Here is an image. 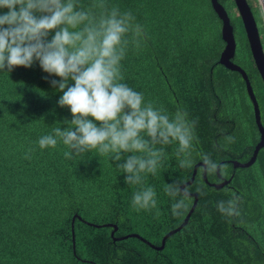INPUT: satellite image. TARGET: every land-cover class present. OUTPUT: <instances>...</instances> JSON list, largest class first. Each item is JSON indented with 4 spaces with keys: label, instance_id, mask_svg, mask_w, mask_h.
I'll return each mask as SVG.
<instances>
[{
    "label": "trees",
    "instance_id": "trees-1",
    "mask_svg": "<svg viewBox=\"0 0 264 264\" xmlns=\"http://www.w3.org/2000/svg\"><path fill=\"white\" fill-rule=\"evenodd\" d=\"M228 13L236 42L233 61L259 87L256 97L264 126V87L251 55L234 0H218ZM98 0H83L85 6ZM108 8L131 11L142 25L139 47L129 46L122 71L126 82L146 101L175 112L183 108L195 121L197 149L218 159L219 175L202 174L191 184L198 194L187 223L171 214L166 182L177 172L175 147L157 176H149L158 193V208L149 212L131 206L136 185L106 157L65 158L62 145L40 150V136L71 120L58 105L62 93L40 68L16 67L0 74V264H264V148L248 167L257 127L245 83L239 72L219 63L224 47L221 20L210 0H105ZM256 21L261 10L250 0ZM99 11V10H97ZM260 34H263L260 25ZM30 153L26 158L25 153ZM200 162L199 160L196 163ZM195 163V164H196ZM194 164V165H195ZM193 168L182 172L190 180ZM231 177L221 188L218 183ZM209 182V183H208ZM240 197V214L225 217L217 202ZM111 224V225H110ZM132 233L138 237L114 240ZM156 246V247H155Z\"/></svg>",
    "mask_w": 264,
    "mask_h": 264
},
{
    "label": "clouds",
    "instance_id": "clouds-1",
    "mask_svg": "<svg viewBox=\"0 0 264 264\" xmlns=\"http://www.w3.org/2000/svg\"><path fill=\"white\" fill-rule=\"evenodd\" d=\"M142 35L131 11L109 9L105 0L89 6L83 0H0V74L38 62L43 72L58 77L51 80L62 93L57 103L72 118L40 136L38 148L62 145L67 159L84 160L93 152L106 157L125 174L127 185L138 186L131 200L137 211L158 208V193L145 180L164 169L168 148L174 146L177 172L164 192L171 214L182 216L191 196L182 172L197 160L211 175L222 168L211 153L197 149L196 124L186 110L156 106L126 82L123 61L130 45L139 47ZM239 204L233 194L216 207L234 217L240 214Z\"/></svg>",
    "mask_w": 264,
    "mask_h": 264
},
{
    "label": "water",
    "instance_id": "water-1",
    "mask_svg": "<svg viewBox=\"0 0 264 264\" xmlns=\"http://www.w3.org/2000/svg\"><path fill=\"white\" fill-rule=\"evenodd\" d=\"M211 1V5L213 10L216 12V14L218 15L217 17L221 20L222 24H221V37L222 40L224 41V47L220 53L219 56V63L224 65V67L233 70V71H237L241 74V76L243 77L244 81H245V85H246V90L248 93V96L252 102L253 105V111L254 114L253 116L255 117V122L257 124L259 133H260V139L259 141L256 143L253 153L250 157V159L246 162H238V161H233L232 166L234 168L237 167H248L250 166L252 163H254V161L256 160L257 154L259 152V150L264 147V126L261 122V117L259 116L260 114V109L258 106V102L257 99L255 97V94L252 90L250 81L247 77V74L245 72V70L240 67V65H238L237 63H235L232 59L235 55V49H236V42H235V37H234V33H233V26L230 23V18H228V13L225 10V8L223 7V5L218 1V0H210ZM235 6L237 8L238 14H239V18H241L245 33H246V38L249 44V48L251 51V55L252 58L254 60V63L264 82V48L261 42V38H260V33L258 30V26H257V22L255 17L253 16V12L251 9L250 4L248 3V0H234ZM259 4H260V10H261V17L264 21V0H259ZM193 173L192 176L190 178L189 181H187V185L191 184L194 180V177L197 173V169L198 167H202V163L198 162L193 166ZM202 174L204 179L207 181V177H206V172L204 171L203 167H202ZM219 175V174H218ZM220 177V175H219ZM231 177L228 179H222L221 182L218 183H209L211 185H213L216 188H221L224 185L228 184V182H230ZM193 197V203L188 211V213L185 215V218L183 220V222L176 227L175 229H172L170 231H168L162 238L161 240V245L159 247L156 248H163L164 244H165V240L167 237H169L171 234L175 233L176 231L180 230L188 221L189 219V215H191V213L193 212V210L196 207L197 201H198V194L195 192H191V196ZM111 225V224H110ZM113 226V231H111V236L113 237L114 240L116 239H124L127 237H138L142 240H144V238H142L139 234L136 233H132V234H128V235H124V236H120V237H114V232L117 230V226L115 224L112 225ZM145 241V240H144Z\"/></svg>",
    "mask_w": 264,
    "mask_h": 264
},
{
    "label": "flooded vegetation",
    "instance_id": "flooded-vegetation-1",
    "mask_svg": "<svg viewBox=\"0 0 264 264\" xmlns=\"http://www.w3.org/2000/svg\"><path fill=\"white\" fill-rule=\"evenodd\" d=\"M253 11V10H252ZM254 14V13H253ZM256 19V18H255ZM257 22V21H256ZM257 26H258V30H260L259 28H260V25L258 24V22H257ZM260 32V31H259ZM260 38H261V42H262V45H263V48H264V42H263V39H264V36L263 35H261L260 34ZM258 71V70H257ZM240 74V73H239ZM247 74V73H246ZM258 74H259V72H258ZM240 76H241V74H240ZM247 77H248V79H249V81H250V84H251V87H252V90H253V92H254V94H255V97H256V88L257 87H259V83H258V81L256 80V78H250L248 75H247ZM259 77H260V81L262 82V84H263V87H264V82H263V80H262V78H261V76H260V74H259ZM241 78L243 79V77L241 76ZM243 81H244V79H243ZM244 83H245V81H244ZM245 90H246V85H245ZM246 93H247V90H246ZM247 96H248V93H247ZM248 99H249V101H250V104H251V106H252V112H253V114H254V111H253V105H252V102H251V100H250V98H249V96H248ZM256 99H257V97H256ZM253 114H252V116H253ZM260 114H261V111H260ZM260 114H259V116H260ZM261 117V116H260ZM253 118H254V121H255V117L253 116ZM255 124H256V122H255ZM256 127H257V124H256ZM256 133H258V136L256 135L255 137L253 136V138L254 139H257V141L255 142V143H257L258 141H259V139H260V133H259V130H258V127H257V130H256ZM256 145V144H255ZM262 148H264V147H262ZM253 150H254V148H253ZM253 153V152H252ZM252 155V154H251ZM251 155H250V157H251ZM250 157L248 158V159H246L245 161H240V160H238V162H246V161H248L249 159H250ZM226 161H234L233 159H231V160H226ZM235 161H237V160H235ZM221 182V181H220Z\"/></svg>",
    "mask_w": 264,
    "mask_h": 264
},
{
    "label": "rangeland",
    "instance_id": "rangeland-1",
    "mask_svg": "<svg viewBox=\"0 0 264 264\" xmlns=\"http://www.w3.org/2000/svg\"><path fill=\"white\" fill-rule=\"evenodd\" d=\"M250 1L252 2V4L254 6H258L260 8L259 0H250ZM259 25L262 26V29H263V34L262 35L264 36V21H263V19H262V23H259ZM263 42H264V39H263Z\"/></svg>",
    "mask_w": 264,
    "mask_h": 264
}]
</instances>
